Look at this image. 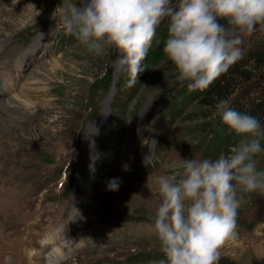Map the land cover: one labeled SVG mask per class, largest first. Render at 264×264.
Masks as SVG:
<instances>
[{"label":"rangeland","instance_id":"374dc122","mask_svg":"<svg viewBox=\"0 0 264 264\" xmlns=\"http://www.w3.org/2000/svg\"><path fill=\"white\" fill-rule=\"evenodd\" d=\"M69 2L0 0V43L8 41L0 56V105L15 91L27 92L31 103L20 111V126L0 142V263L30 264L31 254L72 243L76 247L54 264H150L163 258L146 230L160 202L157 178L182 172L186 159L230 155L233 146L213 149L209 126L216 106L205 114L191 104L167 108L180 83L171 65L158 64L139 85H119L114 52L96 56L63 31L58 7ZM258 34L264 37V25ZM108 72L107 91L89 93ZM8 73L11 93L3 90ZM31 79L39 89L23 88ZM100 119L98 136L90 141ZM8 149L12 153L5 154ZM258 160L264 168V152ZM114 178L119 188L109 191ZM15 196L14 217H7L2 208L10 210ZM54 237L56 242L45 243ZM219 259L264 264V194L244 195L235 239Z\"/></svg>","mask_w":264,"mask_h":264},{"label":"clouds","instance_id":"9594fccd","mask_svg":"<svg viewBox=\"0 0 264 264\" xmlns=\"http://www.w3.org/2000/svg\"><path fill=\"white\" fill-rule=\"evenodd\" d=\"M58 9L65 34L96 56L117 54L126 87L144 71L157 29L167 21L163 53L189 92H203L225 74L242 58L244 37L264 25V0H71ZM216 112L237 143L230 155L186 159L182 172L157 178L160 202L146 230L163 258L150 264H217L222 247L235 239L244 195L264 194L261 121L227 100L217 103ZM118 188V179L108 182L107 190Z\"/></svg>","mask_w":264,"mask_h":264},{"label":"trees","instance_id":"16d2710c","mask_svg":"<svg viewBox=\"0 0 264 264\" xmlns=\"http://www.w3.org/2000/svg\"><path fill=\"white\" fill-rule=\"evenodd\" d=\"M177 2L178 0H173V5ZM221 23L225 22L221 21ZM260 26L256 27L253 34L244 37L241 44L242 58L231 66L225 74L216 79L207 90L189 92L186 83L183 85L179 83L170 98L166 99L167 108L170 107L174 111L177 107L191 104L203 113L216 106L221 100H227L231 107L237 111L257 117L261 121L262 128H264V37L258 34ZM167 36V21H165L157 29L156 37L143 61L144 71L138 76L136 85H139L158 64L171 65L173 69V65L167 61L163 53ZM245 40L249 41L248 46H245ZM112 55L115 60L118 58L116 53H112ZM171 74L175 77L174 73ZM111 80L112 77L108 72L97 83L89 87V93H94L95 96L104 94L109 88ZM127 80V74L122 72L118 84L121 85ZM199 118L205 119L206 115ZM198 125L202 126V124ZM209 127V136L214 139V150L226 151L237 143V137L235 134H230L226 126L221 124L217 113ZM261 148H264V139L261 140ZM217 264L236 263L219 259Z\"/></svg>","mask_w":264,"mask_h":264},{"label":"bare ground","instance_id":"6f19581e","mask_svg":"<svg viewBox=\"0 0 264 264\" xmlns=\"http://www.w3.org/2000/svg\"><path fill=\"white\" fill-rule=\"evenodd\" d=\"M3 43L4 44H1L0 43V56H4V53H3V45H7L8 44V41L7 42H3ZM13 51H15V50H13ZM14 53L15 52H13V54L10 55L9 60H8V63L11 61V57H14ZM12 60H14V59H12ZM16 60L15 61L17 62L16 64H18L17 65L18 67L15 66L14 68L18 70L19 65H21V64H20V62H19L18 59H16ZM1 61H2V59L0 58V67H1L0 70L5 69V68H3L4 63H3V61L2 62ZM8 77H9L10 80L8 79ZM8 77H7V79H5V80L3 79L2 80L3 83H4L3 90L6 93H9L10 90H11V92L13 91L12 90L13 84H12V80L10 78L9 73H8ZM16 84L18 85V83H16ZM28 84H30V85L24 86L23 88L24 89H32V90H37V89L40 88L39 85H38V83L36 81H34L33 79H31ZM0 88H2V87H0ZM23 88L21 90H23ZM0 91H1V89H0ZM29 97H30V95L27 92L17 93L15 91V92H13L11 94V96H10V98L8 100L2 101V104L0 105V142L1 143H3L5 141V137L10 138L11 135H9V133L12 132V131H14L15 129H17L20 126V124L18 123V121H20L22 119H25V118H23V115H20V111H22L23 109L28 108L29 107V104H31L28 101V98ZM33 121H35V118H33ZM101 125H102V121L100 119L98 126L96 125V127L92 128L89 131L90 132V139H89L90 141L93 140V139H95L98 136L99 128H101ZM36 133H38V132H36L34 130V134H36ZM89 145L91 146V144H89ZM8 146H9V142H5V144L2 147L7 148ZM7 153H12V151L10 149H8V150L5 151V154H7ZM1 176L2 175L0 174V177ZM3 179H5V178H0V181H2ZM18 191H20V190H18ZM18 199L19 198L17 196L16 199L13 200L14 202L9 205V206L12 207L10 210L8 208H6V207H3L2 208L3 211H4V213H6L7 217H11V218L14 217V213L15 212H13V210H15V205L18 202ZM0 200H1V197H0ZM11 200H12V198H11ZM10 212H13V213H12L11 216H8ZM56 240L57 239L55 237L52 238V239L51 238L50 239H44V241H45V243L47 245H49L50 241L51 242L52 241H55L56 242ZM51 245H52V243H51ZM75 247L76 246L71 243V244H65L63 247L54 248L53 250H51L50 252H48L45 255L44 254H39V253H36L35 255H32L31 254L30 259H32V261L30 262V264H38L37 260H39L40 258L41 259L42 258L45 259L44 260V264H54V261L55 260H57L59 257H61L63 255L65 256L66 252H70V250L71 249H74ZM29 256H30V254H29ZM0 264H3V263L1 262Z\"/></svg>","mask_w":264,"mask_h":264}]
</instances>
